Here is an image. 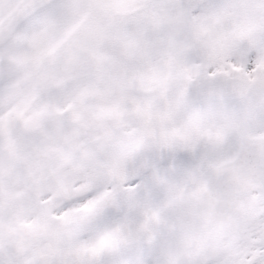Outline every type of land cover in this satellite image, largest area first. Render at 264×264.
<instances>
[{
  "label": "snow or ice",
  "instance_id": "6c2138e0",
  "mask_svg": "<svg viewBox=\"0 0 264 264\" xmlns=\"http://www.w3.org/2000/svg\"><path fill=\"white\" fill-rule=\"evenodd\" d=\"M0 264H264V0H0Z\"/></svg>",
  "mask_w": 264,
  "mask_h": 264
}]
</instances>
